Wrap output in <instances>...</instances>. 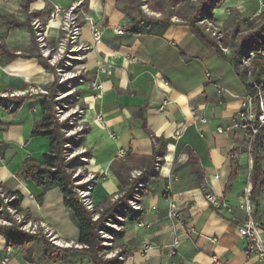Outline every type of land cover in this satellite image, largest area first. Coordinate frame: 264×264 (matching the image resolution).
Masks as SVG:
<instances>
[{"label":"crops","instance_id":"0c3cea01","mask_svg":"<svg viewBox=\"0 0 264 264\" xmlns=\"http://www.w3.org/2000/svg\"><path fill=\"white\" fill-rule=\"evenodd\" d=\"M198 2L178 0L169 18L185 21L190 13L184 8ZM73 3L80 4L76 13L81 40L89 46L84 54L85 81L77 87L85 133L81 142L74 139L71 144L73 150H81L84 176L89 177L81 188L89 189L94 209L101 210L140 177L133 188L139 193L142 214L134 219L117 216L120 230L114 233L112 248L118 264H212V255L226 264H264L258 255L246 254L248 240L238 232L245 218L237 207L238 198L246 186L252 187L254 152L249 163L242 135L234 127L240 97L248 91L246 73H238L188 26L137 33L128 0H0V186L22 196L19 213L39 224L29 233L48 238L46 228L71 244L65 248L74 251L54 264H94L90 253L79 246L77 221L59 188L43 190L22 173L24 160L42 161L50 147L47 137L31 134L43 116V97L2 95L48 89L54 82L56 74L38 58L41 52L31 29L35 35L33 22H37L47 43L56 44L61 20L50 18L52 8L58 4L67 9ZM158 10L152 11L161 13ZM262 11L264 0H224L215 6L209 30L207 21L202 24L210 35L214 30L232 31L238 38L253 29L248 25L257 23ZM81 12L94 17L102 28L100 42H93ZM13 19L27 24L10 26ZM227 50L223 48L225 54ZM99 65L109 66L108 72L97 73ZM95 77L102 85L100 91L89 86ZM7 101H13L15 108L9 109ZM179 129L183 132L177 139ZM119 149L127 152L125 159L118 156ZM259 157L264 171V138ZM77 165L73 163V168ZM207 194L231 205L233 211L214 208ZM257 201L255 214L264 237V178ZM170 203L181 211L182 223L166 216ZM12 235L15 240L9 242L10 236L0 229V264L4 258L7 264H37L40 238L24 243L25 238Z\"/></svg>","mask_w":264,"mask_h":264},{"label":"trees","instance_id":"16d2710c","mask_svg":"<svg viewBox=\"0 0 264 264\" xmlns=\"http://www.w3.org/2000/svg\"><path fill=\"white\" fill-rule=\"evenodd\" d=\"M141 1L142 0H128L127 3L128 12L132 14V16L133 14H135V16H139V18H136L135 16L133 17L134 26L136 28L135 31L137 33L149 32L153 29H164L170 25L188 26L196 37H198L206 46L210 47L217 55L227 58L236 68L238 73H245L244 70L240 71L239 66L242 59L247 56L248 52L255 45L264 44V11L260 13V22L254 29L244 35H241L239 38L234 39L235 41L232 44L222 46L223 38L219 39L221 40L220 44V42L216 41L212 35L205 31L203 26L204 24L202 23L213 20V10L215 6L219 5L224 0H199L197 4L192 6L190 15L183 22H174L169 17L156 18L148 16L141 10ZM158 11H161V9ZM201 21L203 22L201 23ZM26 24L27 23L13 19L9 25L17 27ZM31 32L33 36V43L38 49L36 37L32 29ZM227 47L230 48L229 54H225L223 51V48ZM38 58L46 70H51L56 74L55 66L50 65L47 59L40 53L38 54ZM247 88L249 89L248 85ZM46 90V94L39 93L43 97V102L41 104L43 116L34 124L31 134L47 137L49 139L50 147L49 150L43 154L42 161L32 159L24 160L22 168L23 176L25 178H30L36 183V185L42 187L43 190H48L51 187L59 188L64 196L65 207L77 221L79 228L78 243L82 245V250L90 253L94 264H110L112 261L116 260V257L110 259L103 258V254L101 253L102 239L100 237L99 230H110L106 225V222L110 220L117 222V216L134 219V217H138L142 214L141 210L133 211L128 203V200L134 192L133 187L134 185H138L140 177L136 179V181L130 182L129 184H131V187L126 189L124 194L106 207L101 210H89L78 194V190L81 189V186L77 184V182L81 180L82 177H79V175L74 176L73 163L75 159L67 160L65 157L66 153L71 150V148L67 145H71L72 143L75 144L74 139L81 142L85 130L75 133L71 138L65 137L64 134L70 126L65 123L58 122L54 115L56 105V101L54 99L55 93L58 90H64V87L58 83L56 76L54 82ZM16 97L21 96H15L12 97V99ZM262 138H264V129H262L257 135L256 141L253 144L254 152L250 199L255 205L256 212L259 205L257 196L261 186V181L264 178V171L261 169L259 164V147ZM114 171L122 183H124L125 181L124 178H122L121 173L117 169H114ZM8 193L15 197L14 200L10 202V205L18 211L22 196L15 193ZM1 205L2 203L0 202V206ZM93 212L98 214L97 219H93ZM0 218L7 219L11 222L10 225L0 224V229L4 230L5 233L10 236L9 242L11 240H15L12 235L13 232L25 238L24 243L34 240L37 237L40 238L39 240L41 241L42 249L41 255L39 259H37V264H54L57 261L63 260L65 256L74 251L73 248L71 249L56 246L43 234H30L29 232L22 230L20 228V224L14 222L7 211L0 210ZM255 218L257 221L256 214Z\"/></svg>","mask_w":264,"mask_h":264},{"label":"built area","instance_id":"2783aa9c","mask_svg":"<svg viewBox=\"0 0 264 264\" xmlns=\"http://www.w3.org/2000/svg\"><path fill=\"white\" fill-rule=\"evenodd\" d=\"M79 3H73L69 8L64 9L60 5L55 4L50 13V18L55 20H61V37L54 45H49L46 41L43 27L37 22H33L35 26V36L40 49L41 55L47 59L48 63L52 66H55L57 81L63 83L69 78L76 76L78 78V83H83L81 74H72L71 71H67L68 65L71 62L68 59H76L81 61V58L85 57L84 54L89 49V46L84 44L81 40V23L77 16L76 11L79 9ZM81 16L85 22L89 25L91 31V38L94 43L100 42L103 30L98 25V22L94 17L89 15L86 12H81ZM203 21H201L202 23ZM207 29L211 26L210 22L207 21ZM117 33H122L121 29H116ZM212 36H216L217 39H221V34L216 32L211 33ZM229 53V51L227 50ZM84 66V65H81ZM240 67L245 71L247 75V85L249 86L248 91L240 97V106L235 116L234 127L241 133L242 140L245 145L247 154L249 155V163L252 162L251 153L253 151V144L256 141L257 135L262 129H264V44L255 45L245 56L241 63ZM84 70V68H83ZM109 66L99 65L97 67V73L108 72ZM89 86L96 91H100L102 88L101 83L98 82L97 77L90 80ZM27 93H36V94H46L47 90L43 88H29L28 90L22 92H5L3 97L12 98L15 96L25 95ZM6 106L9 109L15 108V103L13 101H7ZM84 110L79 109L78 114H82ZM74 112H77L75 110ZM192 111V115H194ZM193 119V118H192ZM101 120V118H99ZM194 120V119H193ZM200 121L204 122L205 119L201 118ZM219 131L222 132V129L219 128ZM182 129H179L175 132V137L179 139L182 134ZM67 155V153H66ZM118 156L122 159H125L127 152L124 149L118 150ZM250 176H248L247 181H249ZM141 186V185H139ZM250 187L246 186L242 194L238 198L237 207L244 212L245 218L243 223L238 227V232L247 238V248L246 254H256L261 259H264V237L262 235L261 227L255 219V205L250 199ZM80 198L83 200L86 207L94 211V204L90 197L89 189L78 190ZM166 198L169 199V194H164ZM14 196L10 195L3 187L0 186V210L7 211L12 220L20 224V228L27 232H35L38 229L39 224L27 220L23 215H21L16 209H14L10 202L14 200ZM207 200L209 203L216 209L223 208L227 213L233 211V207L223 201H220L214 195L207 194ZM139 193L137 190H134L131 198L128 200V203L133 211L140 210L141 205L139 203ZM170 220H175L178 222L183 221V216L181 211L175 204L170 203L168 212L166 215ZM98 214L93 212V219H97ZM120 220V217H117ZM0 224L10 225L11 222L7 219L0 218ZM107 225L109 223H106ZM43 225V224H41ZM110 225V224H109ZM44 226V225H43ZM116 231L120 230V227L116 224H111ZM45 234L48 236L49 240L59 247H67L71 244L64 240L56 237L48 229L44 228ZM106 232H111L107 230H99V234L106 236ZM115 233V231L113 232ZM178 244L177 241L173 243V246L176 247ZM79 245V244H78ZM81 246V245H79ZM7 258H4L2 263L7 264ZM212 264H226L221 258L212 255L211 256Z\"/></svg>","mask_w":264,"mask_h":264},{"label":"rangeland","instance_id":"374dc122","mask_svg":"<svg viewBox=\"0 0 264 264\" xmlns=\"http://www.w3.org/2000/svg\"><path fill=\"white\" fill-rule=\"evenodd\" d=\"M178 0H142L141 1V10L148 16H152V17H156V18H164V17H172L173 18V13L174 10L171 9L172 5H175L176 2ZM199 1V0H196ZM188 4V3H186ZM154 8H160L161 9V13H157L154 12L153 13V9ZM185 13H191L192 11V7L189 8H184ZM252 22V21H250ZM248 22V23H250ZM260 22V18L259 21L257 23H253L249 24L248 26L252 27L253 29L258 25V23ZM246 24V23H245ZM247 28V27H244ZM226 30V29H225ZM214 32H216L217 34H221V32H218L216 30H214ZM230 32V33H229ZM232 33V31H222V46L225 45H229L232 44L235 40L237 39V37ZM233 34V35H232ZM217 36V35H216ZM216 36H213L214 39L218 42H220L221 44V40L217 39ZM239 38V37H238ZM228 48V47H227ZM229 53H230V48H228ZM71 64L68 65V70L67 71H71L72 74H81L80 77L82 78L83 82L85 81L84 79V73H85V57L81 58V61L76 60V59H68ZM84 65V66H81ZM84 68V70H83ZM78 78H76V76L69 78L68 80H66L63 83H59L61 85H63L64 90H58L55 93L54 99L56 101V105H55V111H54V115L56 117V119L58 120V122L60 123H65L67 125H69V129L66 130L65 132V137L67 138H71L75 133L80 132L81 130H83V126L80 123V119L83 115L82 114H78V111L80 108H82L83 110V106L80 103L79 100V93L77 91V87L79 86L78 83ZM77 84V85H76ZM82 84V83H80ZM75 110H77V112H74ZM69 148H71L70 151L67 152V155L65 156L67 160H71V159H75L76 157H78V160L74 161V164H78L77 167L74 169V176L79 175V177H82L81 180H79L77 182V184H79L80 186L83 185L86 181H88L89 177H86L87 175L84 176V158L81 157V150L80 149H76L73 150L71 145H67ZM85 188H81L79 190H83ZM106 223H109L107 226L109 227L110 230L107 231H111V232H106V236H102V234H100V237L102 239L101 241V245H102V250L101 253L103 254V258L104 259H110L113 257H116V252L115 250H113V239H114V231H116V229L114 227L111 226V224H116L117 226H119V224L116 221H108ZM120 227V226H119ZM118 257V256H117ZM110 264H118L117 259L112 261Z\"/></svg>","mask_w":264,"mask_h":264}]
</instances>
